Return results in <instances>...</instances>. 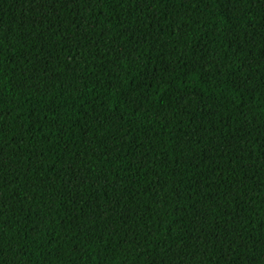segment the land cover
Returning a JSON list of instances; mask_svg holds the SVG:
<instances>
[{"label":"trees","instance_id":"obj_1","mask_svg":"<svg viewBox=\"0 0 264 264\" xmlns=\"http://www.w3.org/2000/svg\"><path fill=\"white\" fill-rule=\"evenodd\" d=\"M0 264H264V0H0Z\"/></svg>","mask_w":264,"mask_h":264}]
</instances>
